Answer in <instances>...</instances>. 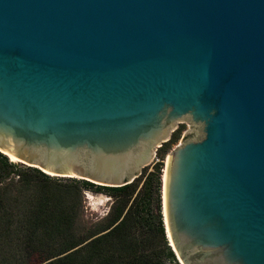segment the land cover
Instances as JSON below:
<instances>
[{
	"label": "water",
	"instance_id": "95a60500",
	"mask_svg": "<svg viewBox=\"0 0 264 264\" xmlns=\"http://www.w3.org/2000/svg\"><path fill=\"white\" fill-rule=\"evenodd\" d=\"M183 122L170 246L264 264V0H0V153L120 188Z\"/></svg>",
	"mask_w": 264,
	"mask_h": 264
},
{
	"label": "trees",
	"instance_id": "16d2710c",
	"mask_svg": "<svg viewBox=\"0 0 264 264\" xmlns=\"http://www.w3.org/2000/svg\"><path fill=\"white\" fill-rule=\"evenodd\" d=\"M0 153V264H167L175 260L162 213V168L120 187L106 219L78 231L83 193L94 184L57 186L39 170L20 173ZM18 173V172H17ZM16 189L14 196L10 192Z\"/></svg>",
	"mask_w": 264,
	"mask_h": 264
},
{
	"label": "rangeland",
	"instance_id": "374dc122",
	"mask_svg": "<svg viewBox=\"0 0 264 264\" xmlns=\"http://www.w3.org/2000/svg\"><path fill=\"white\" fill-rule=\"evenodd\" d=\"M180 126L175 132L172 139H170L167 143H165L158 153V158L148 167L145 168L144 173L137 179L141 180L140 188L144 185L147 180L149 174L154 173L157 167L162 168V194H161V201H162V213H163V179H164V172L166 169V164L169 156L179 145L185 144L188 137L196 133V128L194 125L190 124L189 122L180 123ZM9 158V157H8ZM9 162L15 165H18V169H16V173H14L6 183L13 180L14 183L17 182L20 173H35V170H39L35 167H30L25 165L21 162H13L9 158ZM18 172V173H17ZM42 172V171H41ZM44 173V172H43ZM46 174V173H44ZM47 175V174H46ZM51 180L53 181L54 185L61 186V185H68L73 181H84L78 178H61L48 175ZM93 184V183H92ZM16 194V189L10 192V195L14 196ZM115 202L114 198L111 196V192L108 189H105L103 186H99L94 184V186H90L86 189L83 193V208L80 221L78 223V231L83 233L85 230L95 229L94 227L101 222H103L107 215L109 214L113 203ZM167 233V232H166ZM168 245L170 246V242L168 237L166 236ZM26 264H31L34 261L30 258L27 259ZM167 264H181L175 254V260L168 261Z\"/></svg>",
	"mask_w": 264,
	"mask_h": 264
},
{
	"label": "bare ground",
	"instance_id": "6f19581e",
	"mask_svg": "<svg viewBox=\"0 0 264 264\" xmlns=\"http://www.w3.org/2000/svg\"><path fill=\"white\" fill-rule=\"evenodd\" d=\"M9 158L13 161V162H19V160L17 158H15L14 156L12 155H8ZM169 166V160H167V167L165 169V172H164V191L166 189V185H167V168ZM163 199H164V215H165V218H166V224H167V205H166V193L164 192V195H163ZM168 227V226H167Z\"/></svg>",
	"mask_w": 264,
	"mask_h": 264
}]
</instances>
